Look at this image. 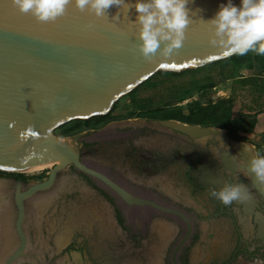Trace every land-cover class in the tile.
I'll use <instances>...</instances> for the list:
<instances>
[{
  "label": "flooded vegetation",
  "instance_id": "obj_1",
  "mask_svg": "<svg viewBox=\"0 0 264 264\" xmlns=\"http://www.w3.org/2000/svg\"><path fill=\"white\" fill-rule=\"evenodd\" d=\"M146 113L62 136L81 134L79 161L120 192L68 165L23 202L19 234L0 224V247L22 248L12 264H264V189L248 169L258 146L245 133ZM166 120L209 130L186 134ZM52 167L0 177L26 189ZM225 183L248 198L225 205L209 194Z\"/></svg>",
  "mask_w": 264,
  "mask_h": 264
},
{
  "label": "water",
  "instance_id": "obj_2",
  "mask_svg": "<svg viewBox=\"0 0 264 264\" xmlns=\"http://www.w3.org/2000/svg\"><path fill=\"white\" fill-rule=\"evenodd\" d=\"M224 2L188 0L190 21L182 44L167 57L157 49L146 60L137 48L139 26L132 7L125 12L126 6H109L106 16L96 17L69 0L62 16L42 22L31 13L19 12L11 0H0V171L20 173L17 170L53 166L45 181L26 189L20 181L0 177V214L9 209L2 215L16 233H20L23 202L47 190L68 165L120 192L79 161L81 134L60 137L55 131L72 121L108 114L119 98L159 71L196 69L234 55L209 43L211 25L206 21ZM233 3L238 5L239 0ZM162 123L186 134L209 130L173 120ZM5 197L9 206H3ZM21 252L22 248L0 247V264H12Z\"/></svg>",
  "mask_w": 264,
  "mask_h": 264
},
{
  "label": "clouds",
  "instance_id": "obj_3",
  "mask_svg": "<svg viewBox=\"0 0 264 264\" xmlns=\"http://www.w3.org/2000/svg\"><path fill=\"white\" fill-rule=\"evenodd\" d=\"M21 13H31L38 21H54L65 12L69 0H11ZM79 10L87 8L94 16H106L109 6L134 8L138 24L139 53L147 60L159 49L167 57L184 39V29L189 24L188 0H72ZM113 19H117L114 15ZM211 25L209 43L226 54L244 55L249 51L264 55V0H225L214 15L206 21ZM244 147V146H243ZM249 171L264 189V155H255L248 162ZM209 194L228 205L235 200L244 201L248 192L241 184L225 183L221 188L210 189Z\"/></svg>",
  "mask_w": 264,
  "mask_h": 264
},
{
  "label": "trees",
  "instance_id": "obj_4",
  "mask_svg": "<svg viewBox=\"0 0 264 264\" xmlns=\"http://www.w3.org/2000/svg\"><path fill=\"white\" fill-rule=\"evenodd\" d=\"M217 65L219 67V75L222 81L232 80L235 84L232 88V96L230 98H221L215 102H208L205 105L200 104L199 102H192L187 104L186 110L180 105L174 106L169 109V116L178 119H183L187 122L198 123L201 125L212 124L214 126L225 128L230 133L238 135L239 133L249 134L253 131L256 125V117L258 113L261 112V109H257L254 113H246L239 111L236 114H233V99L235 91L240 88H244L249 85L252 92L258 94V97H264V55H257L253 51H249L244 55H232L226 59L219 60L210 64H207L203 67L196 69H187L181 72H167L159 71L149 79H147L141 85L144 86H154L155 83L152 82L154 77L160 75H178L184 73H192L199 71L202 68H207L210 65ZM257 69V72H254V69ZM244 69L249 71L247 76H244L240 71ZM214 86L212 79L208 78L203 83H198L193 88L197 92L210 89ZM134 92H130L132 102L135 101ZM190 93V89H184L178 96L175 98V105L180 103L187 98V95ZM128 94V95H130ZM173 105H170L171 107ZM114 118H109L108 114L100 117H94L89 120L83 121H72L61 126V131L57 136H67L71 135L84 127H93L95 124L107 122ZM259 155H264V143L262 146H258ZM17 176H24L22 173H15Z\"/></svg>",
  "mask_w": 264,
  "mask_h": 264
},
{
  "label": "rangeland",
  "instance_id": "obj_5",
  "mask_svg": "<svg viewBox=\"0 0 264 264\" xmlns=\"http://www.w3.org/2000/svg\"><path fill=\"white\" fill-rule=\"evenodd\" d=\"M254 72H257L256 68ZM244 76L249 74V71L241 69L240 71ZM208 78L212 79L214 86L210 89L197 92L193 86L198 83H203ZM152 82L154 86L140 85L135 89L134 97L135 101L132 102L131 95H125L118 99L114 104V108L108 114L109 118L123 120L128 116L131 118L139 116L143 112L151 117L156 116H169V109H165L167 106L175 105L176 96H178L184 89H190V93L187 98L180 102V106L186 110V106L192 102H199L202 105L210 102H215L221 98H230L232 96V88L234 83L232 80L222 81L219 75V67L217 65H210L207 68H202L194 74L184 73L178 75H160L154 77ZM131 97V98H130ZM233 114L239 111L246 113H254L257 109H261L256 117V125L253 131L246 134L250 143L256 146H262L264 143V97H258V94L252 92L249 85L244 88L237 89L235 91L234 99L232 101ZM165 107V108H164ZM144 115V114H143ZM113 119V120H114ZM61 131L59 127L55 134L57 135ZM39 169L33 172H20L22 174H33L39 172Z\"/></svg>",
  "mask_w": 264,
  "mask_h": 264
},
{
  "label": "bare ground",
  "instance_id": "obj_6",
  "mask_svg": "<svg viewBox=\"0 0 264 264\" xmlns=\"http://www.w3.org/2000/svg\"><path fill=\"white\" fill-rule=\"evenodd\" d=\"M50 165H47V166H40V167H37V168H34V169H19L17 170L18 172H33V171H36V170H39V169H44L46 167H49ZM3 206H9V203H8V200H7V197H5V201L3 203ZM6 208V207H4ZM9 209H4L3 210V213L0 214V224L2 225V228L4 229H7L9 225V220L6 218L5 215H2V214H8L9 212Z\"/></svg>",
  "mask_w": 264,
  "mask_h": 264
},
{
  "label": "crops",
  "instance_id": "obj_7",
  "mask_svg": "<svg viewBox=\"0 0 264 264\" xmlns=\"http://www.w3.org/2000/svg\"><path fill=\"white\" fill-rule=\"evenodd\" d=\"M167 187H168V189H172L170 185H169V186H167Z\"/></svg>",
  "mask_w": 264,
  "mask_h": 264
}]
</instances>
